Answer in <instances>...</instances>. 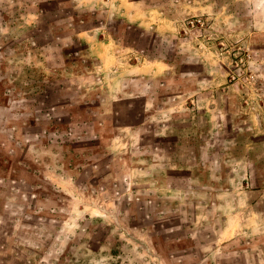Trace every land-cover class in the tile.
I'll use <instances>...</instances> for the list:
<instances>
[{
	"label": "rangeland",
	"instance_id": "obj_1",
	"mask_svg": "<svg viewBox=\"0 0 264 264\" xmlns=\"http://www.w3.org/2000/svg\"><path fill=\"white\" fill-rule=\"evenodd\" d=\"M22 1L56 72L0 81V264H264V0Z\"/></svg>",
	"mask_w": 264,
	"mask_h": 264
},
{
	"label": "crops",
	"instance_id": "obj_2",
	"mask_svg": "<svg viewBox=\"0 0 264 264\" xmlns=\"http://www.w3.org/2000/svg\"><path fill=\"white\" fill-rule=\"evenodd\" d=\"M8 1L10 2V4H7V5H9V7L14 6L15 8H17V10H14L13 14H11V10L9 9L7 11L8 13H6V14L2 13L0 15V81H3L4 84L6 83L7 85L17 87L16 86L17 82L20 81L21 79H23L25 74H27V73H25V70L27 71V69H29V67H27V64H28V61H30L29 56L31 54H34V59H36V62H37L36 66L37 67H45L47 69V71H51V72L55 71L53 65L51 67L48 65L47 66L45 65V62H49L48 58H47L48 54L43 51L44 48L39 45L38 41H33V43H34L33 46H31V45L29 46L26 41L21 42L22 37L26 38L25 35H23V36L21 35L22 30L26 34L29 27H32V29H33L34 24H36L38 26V23L43 24V23H46V20L52 21L53 18L50 15H48V16L44 15L43 10L35 11V12H37V13H35L36 15L30 16V18H28V14H27L26 9H25L26 8L25 7L26 1H22V0H8ZM1 2H2V0H0V3ZM113 4L116 7H123V4L119 1H114ZM90 5L100 6V5H108V3L106 2V0H94V2L91 3ZM82 6H88V4L84 3L83 0H80V2L77 5H75V8L76 7H82ZM84 26L85 25H79V27L81 29H83ZM52 29H53V27H52ZM50 31L52 34L56 33L54 30L53 31L50 30ZM20 35H21V37H19ZM17 37L20 38V44L15 45V48L13 47L12 49H10L8 47L9 40L15 39ZM78 37H79V39L84 40L86 43V55L89 58L96 60L102 69L105 70V65H106L105 60H107V59L112 60L111 68L115 67L116 60H113L112 54L111 53L110 54L101 53V51L96 48L97 47L96 40H99V42L101 43L100 35H98V36L93 35L92 32L88 31L85 33V35H84V33L79 32ZM21 43H22V45L24 43L26 45L22 47ZM98 47L100 48L101 44H99ZM62 49H64V48H62ZM43 57H46L45 61L43 60ZM40 70L42 71V69H40ZM49 79H52V76H49ZM200 83H202V82H200ZM199 85H202V84H199ZM11 86H7L6 90H8V91L5 90L4 92L11 91L13 89V87H11ZM1 94H2V92H1ZM2 95H4V94H2ZM6 102H7V104H11L13 102V98L9 96L8 99H6ZM2 108L7 110L8 108L9 109L11 108V105H5V106H2ZM4 116H6V118H8L6 113ZM250 161L251 160H249L248 157H245L243 160V162H245L244 164L246 166L252 165V163ZM258 227H259V230H258L259 232L264 231L263 226L258 225Z\"/></svg>",
	"mask_w": 264,
	"mask_h": 264
},
{
	"label": "trees",
	"instance_id": "obj_3",
	"mask_svg": "<svg viewBox=\"0 0 264 264\" xmlns=\"http://www.w3.org/2000/svg\"><path fill=\"white\" fill-rule=\"evenodd\" d=\"M109 28L113 31V35L115 36L118 45L120 46L133 45L134 48H137L138 52H141L144 56H147L151 60L167 59L166 57L165 58H161L159 56L151 57L150 55H148L152 51L157 52V49L161 47L160 45L162 44H164V46L166 45V42L164 41L163 43L160 42L162 41L163 36H160L155 31L149 32L147 30L135 26L134 24L128 23L125 20H115L114 24H111ZM151 38L158 40V44L153 45L151 47L147 46L146 43L144 44V42H147Z\"/></svg>",
	"mask_w": 264,
	"mask_h": 264
},
{
	"label": "built area",
	"instance_id": "obj_4",
	"mask_svg": "<svg viewBox=\"0 0 264 264\" xmlns=\"http://www.w3.org/2000/svg\"><path fill=\"white\" fill-rule=\"evenodd\" d=\"M199 21H202L201 19H199Z\"/></svg>",
	"mask_w": 264,
	"mask_h": 264
}]
</instances>
